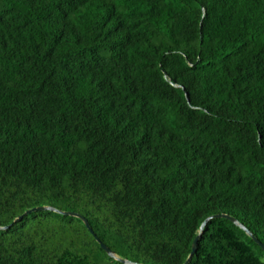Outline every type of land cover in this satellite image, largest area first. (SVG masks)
Instances as JSON below:
<instances>
[{
    "label": "trees",
    "instance_id": "1",
    "mask_svg": "<svg viewBox=\"0 0 264 264\" xmlns=\"http://www.w3.org/2000/svg\"><path fill=\"white\" fill-rule=\"evenodd\" d=\"M183 264L202 221L264 244V0H0V264ZM188 264H264L224 217Z\"/></svg>",
    "mask_w": 264,
    "mask_h": 264
},
{
    "label": "water",
    "instance_id": "2",
    "mask_svg": "<svg viewBox=\"0 0 264 264\" xmlns=\"http://www.w3.org/2000/svg\"><path fill=\"white\" fill-rule=\"evenodd\" d=\"M44 209H49V210H53L55 212L58 213H63V214H69V215H74L77 216L78 218H80L82 220V222L84 223V225L88 228V230L90 231V233L95 237L96 241L99 243L100 247L113 259L119 260L120 262L124 263V264H139V263H135L132 262L128 259L122 258L118 255H116V253L110 249L105 243H103L98 237H96L94 231L92 230L91 226L89 225L88 221L86 220V218H84L82 215L75 213V212H70V211H62L60 209H57L55 207L52 206H38V207H33L30 209H27L23 212V214L17 216L14 221H18L22 218V216L24 214H28L31 211H36V210H44ZM214 217H224L227 218L228 220H230L231 222H233L234 224H236L237 226H239L242 230L245 231L246 234H248L260 247L261 249L264 251V244L261 243L243 224H241L235 217L227 215V214H215V215H211L208 216L207 218H205L202 223L200 224L199 228H198V233L195 236V238L192 241V245H191V251L188 255V257L185 259V261L183 262V264H188L192 254L195 252L196 247H197V241L200 237L201 231L204 227V225L207 223V221L211 218Z\"/></svg>",
    "mask_w": 264,
    "mask_h": 264
}]
</instances>
